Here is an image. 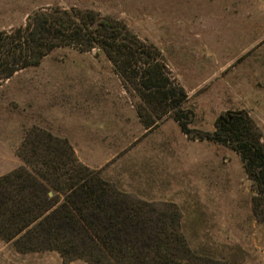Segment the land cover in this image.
I'll return each mask as SVG.
<instances>
[{
  "label": "rangeland",
  "instance_id": "1",
  "mask_svg": "<svg viewBox=\"0 0 264 264\" xmlns=\"http://www.w3.org/2000/svg\"><path fill=\"white\" fill-rule=\"evenodd\" d=\"M55 7L121 21L153 47L188 95L192 134L172 118L146 129L140 99L102 50L62 45L0 83V175L21 165L25 134L45 129L67 138L83 164L122 191L176 207L194 253L220 264H264L255 188L239 155L199 138L220 115L245 110L264 140V0H0V30L23 28L34 11ZM0 264L64 263L55 251L21 253L0 240Z\"/></svg>",
  "mask_w": 264,
  "mask_h": 264
},
{
  "label": "trees",
  "instance_id": "2",
  "mask_svg": "<svg viewBox=\"0 0 264 264\" xmlns=\"http://www.w3.org/2000/svg\"><path fill=\"white\" fill-rule=\"evenodd\" d=\"M98 19L91 10L55 7L34 11L23 28L0 30V83L39 65L56 47H97L125 81L124 89L130 92L131 85L136 92L142 103L136 112L146 129L172 118L191 137L194 112L186 107L188 95L169 76L156 50L123 22ZM214 126L199 138L239 155L255 188L252 216L264 228L261 131L245 110L220 115ZM17 155L21 165L0 175V240L18 252L55 251L64 264H220L191 250L176 207L161 209L122 191L100 169L83 164L67 138L34 127Z\"/></svg>",
  "mask_w": 264,
  "mask_h": 264
},
{
  "label": "water",
  "instance_id": "3",
  "mask_svg": "<svg viewBox=\"0 0 264 264\" xmlns=\"http://www.w3.org/2000/svg\"><path fill=\"white\" fill-rule=\"evenodd\" d=\"M102 20H105V18L104 17H100L97 21L99 22V21H102ZM97 25V22H95L92 26H96Z\"/></svg>",
  "mask_w": 264,
  "mask_h": 264
}]
</instances>
